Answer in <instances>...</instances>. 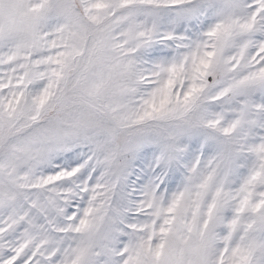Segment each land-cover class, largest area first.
<instances>
[{"label": "snow or ice", "instance_id": "obj_1", "mask_svg": "<svg viewBox=\"0 0 264 264\" xmlns=\"http://www.w3.org/2000/svg\"><path fill=\"white\" fill-rule=\"evenodd\" d=\"M0 264H264V0H0Z\"/></svg>", "mask_w": 264, "mask_h": 264}]
</instances>
